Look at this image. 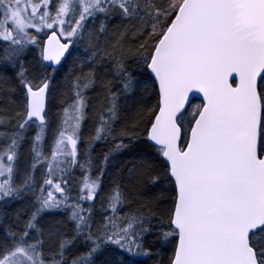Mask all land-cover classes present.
Masks as SVG:
<instances>
[{
    "label": "snow or ice",
    "instance_id": "1",
    "mask_svg": "<svg viewBox=\"0 0 264 264\" xmlns=\"http://www.w3.org/2000/svg\"><path fill=\"white\" fill-rule=\"evenodd\" d=\"M264 264V0H0V264Z\"/></svg>",
    "mask_w": 264,
    "mask_h": 264
},
{
    "label": "trees",
    "instance_id": "2",
    "mask_svg": "<svg viewBox=\"0 0 264 264\" xmlns=\"http://www.w3.org/2000/svg\"><path fill=\"white\" fill-rule=\"evenodd\" d=\"M149 264H150V262H149Z\"/></svg>",
    "mask_w": 264,
    "mask_h": 264
}]
</instances>
